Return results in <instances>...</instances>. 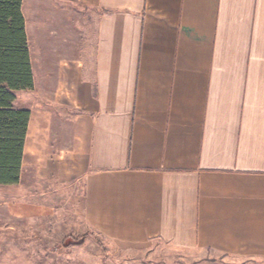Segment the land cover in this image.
<instances>
[{"label":"crops","instance_id":"0c3cea01","mask_svg":"<svg viewBox=\"0 0 264 264\" xmlns=\"http://www.w3.org/2000/svg\"><path fill=\"white\" fill-rule=\"evenodd\" d=\"M22 11L34 87L14 102L30 118L8 215L264 264V0Z\"/></svg>","mask_w":264,"mask_h":264},{"label":"rangeland","instance_id":"374dc122","mask_svg":"<svg viewBox=\"0 0 264 264\" xmlns=\"http://www.w3.org/2000/svg\"><path fill=\"white\" fill-rule=\"evenodd\" d=\"M19 195L0 189V200ZM62 219L17 220L0 206V264H204L212 258L163 242L121 250L100 235L83 232L70 215Z\"/></svg>","mask_w":264,"mask_h":264},{"label":"trees","instance_id":"16d2710c","mask_svg":"<svg viewBox=\"0 0 264 264\" xmlns=\"http://www.w3.org/2000/svg\"><path fill=\"white\" fill-rule=\"evenodd\" d=\"M23 0H0V186L20 181L30 111L16 93L34 87Z\"/></svg>","mask_w":264,"mask_h":264}]
</instances>
